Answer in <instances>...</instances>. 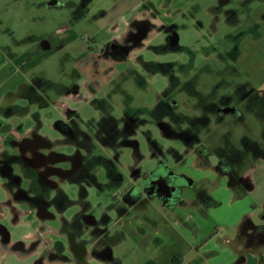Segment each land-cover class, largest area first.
<instances>
[{
    "label": "flooded vegetation",
    "instance_id": "af4514ba",
    "mask_svg": "<svg viewBox=\"0 0 264 264\" xmlns=\"http://www.w3.org/2000/svg\"><path fill=\"white\" fill-rule=\"evenodd\" d=\"M230 3L233 1L216 0L211 6L212 19L216 24L222 18L229 24L241 22L238 18L239 9L231 7ZM72 5V12L75 15L88 11V4L83 2ZM192 18L196 24L202 25L194 15ZM136 20L137 22L132 26L129 25L128 32L120 41L102 43L98 51L90 55L91 60L97 63V58L102 56H126L128 52L143 47L149 31L155 27L148 17ZM178 28V22L174 21L159 25L157 31L162 32L164 38L159 44L160 50L179 52L187 49L185 45L179 44V40L174 44ZM225 35L226 39L228 34ZM228 40L232 41L231 46L215 52L216 58L213 61L219 65L217 69L211 68L208 61L197 64L195 53L190 54L186 61L167 62L144 60L142 56H137L145 69L155 67L166 81V85L151 106L124 107L120 115L114 116L109 112L114 107L113 103L102 98L97 103L102 108L98 118L82 120L77 112L68 106L60 105L61 109H64L60 119L55 123L59 136L48 139L33 133L31 136L8 140L11 145L16 144L18 147L12 153L0 150V177L4 180L0 187L6 192L1 205L9 213L7 220L14 225L19 218H23L22 223L32 225L34 222L37 223L39 215L55 217L60 211L58 204L65 198L62 184L69 181L70 184H77L79 194L77 202L81 205V213L70 223L73 232L81 235L88 230L89 233L85 234L88 238L107 246L100 251L93 248L92 253L108 256L109 246L116 237V234H109L108 226L114 224L115 220L106 209L97 213L96 209L90 210L91 203L85 200L88 194L86 185L93 184L101 188L105 183L106 186L115 188L112 196L118 197V203L109 204L107 209L122 212L130 206L126 201L132 195L131 187L138 189L135 184L122 188L124 180L131 177L141 183V188L137 190L138 195L140 191H144L147 196H156L162 204L169 206L170 203H178L181 200L183 187L181 181L184 180L186 184L191 183L189 178L177 174L169 165V155L173 154L175 164H184L187 161L186 154L193 153L197 155L200 164L212 167L215 173L225 175L232 180L234 186L244 188L248 184V178L243 176L241 169L251 158L248 146L240 147V139L236 145L232 142V137L226 139L221 136L220 143L213 148L207 144L201 147L198 141L201 131L199 123L202 120L223 121L227 117L233 120L240 118L245 120L249 113L255 116L256 112L250 109L264 115V85L256 87L249 79L235 78L236 74L240 76V71L237 65H232L230 62L239 58V47L237 42L234 43L233 40L237 39L233 36ZM4 52H7V47L0 44V55ZM203 70L215 73V79L211 81L207 93L203 92L201 87L203 81L199 78L200 71ZM95 72L99 73L98 68H95ZM42 82L37 78V93H34L33 97L37 100V129L42 124L39 119V109L41 105L47 103L41 94ZM65 89L73 90V95L78 96L75 83ZM183 94L186 98H194V101L189 102L193 106V111L190 113L178 109V96ZM28 108L17 103L8 106V109L23 111ZM181 117L188 121L193 127L192 130L178 129L171 124L170 119ZM263 130L264 126L260 130V138L257 139L261 141L260 148L264 159ZM179 136L184 139V142L181 141L185 146L182 152L165 143V140L170 138L179 140L177 138ZM61 146H68L69 150L65 152L58 150ZM190 148L192 151H189ZM125 149H128L129 153L127 159L122 160L121 156ZM221 151L231 156L228 161L223 159L226 164L216 154L217 152L220 154ZM211 156L214 157L213 160L210 159ZM147 163L149 166L145 167ZM202 177L196 186L195 197L197 201L204 203L203 207L214 206L207 187L214 185L215 181L204 174ZM178 178L181 180L178 181ZM165 183L169 184L171 194H168ZM137 199L136 204L141 201L139 197ZM240 232L239 235L243 236L246 243H259L264 240V212L260 213L259 223L245 217L240 224ZM12 236V230L0 222V244L4 247L0 251V264H22V252L25 249L28 252L34 251L41 241L37 235L30 237L29 246L25 248L21 236L15 239ZM84 239L86 240L85 237ZM84 239L80 240L79 244L72 243L76 255L80 257L84 253L82 250Z\"/></svg>",
    "mask_w": 264,
    "mask_h": 264
},
{
    "label": "rangeland",
    "instance_id": "374dc122",
    "mask_svg": "<svg viewBox=\"0 0 264 264\" xmlns=\"http://www.w3.org/2000/svg\"><path fill=\"white\" fill-rule=\"evenodd\" d=\"M50 1L0 0L1 44H15L12 38L13 34L6 33L5 31L8 27L13 28L19 38L28 33L36 34L37 43L46 40V36L53 40L59 34L57 32L59 27H64L65 24H68L67 26L69 27L67 44L54 50L51 54H40L37 69L33 73L54 83L49 84L51 86H45V89L48 90L52 100H57V103H51L49 107L44 109L42 134H51V137H53L56 133L51 125L60 117L58 113V110H61V106L58 103L61 100L59 97L60 89L71 87L79 78L75 68L83 67V64L81 62L76 63V60L87 53L94 54L98 51L102 43L100 41L102 36L108 35L120 38L125 32L128 22L134 18L141 19L148 17L150 22L153 21L155 23L153 24L155 28L149 31L148 37L144 40L143 47L134 50L127 60H113L109 62L105 57H102L99 60V69L102 73L97 74H100V76L96 79V84L91 80L95 75L93 73L92 60L88 59L90 63L87 71L88 78L85 74L88 86L84 85L81 99L75 100L74 98L71 102L73 106L78 107V114L82 120L98 118L100 111L95 109L93 103H90L95 98H104L112 101L114 105L113 112L116 115L124 107L151 106L154 103L159 92L166 85L165 78L153 66L149 70L144 69L140 61H137V56H142L144 60L167 62L170 60L186 61L190 54L195 53V62L197 64L200 65L208 61L211 68L217 69L219 65L213 61L216 58L215 52L231 46L232 41L228 40L231 36L237 39L233 41L234 43L237 42L239 47V58L236 61L229 59L231 61L230 64L237 65L240 71V76L236 74L235 78L249 79L256 87L264 85V0H232L233 3H230V6L239 9L238 18L241 22L238 24L226 23L222 16V19L216 24L212 19L213 13L211 10V6L215 4L216 0H175V3H169L170 0H153L156 3H149L148 6L145 4L147 3L146 0H143L144 4H141L142 0H92L91 3H88V11H86L84 18L80 21L72 20L73 3L68 2L69 0H57V3L54 5H50L48 3ZM159 1L160 3H158ZM193 15L202 25L195 23L194 18H192ZM171 21L178 22L179 44L185 45L187 49L179 52L160 50L159 44L164 40L163 33L158 32L159 26L155 25ZM251 26L254 28H250ZM11 33L13 32L11 31ZM225 34H228L227 40L224 38V36L226 37ZM9 69L10 64L0 70V79L8 77L11 73ZM199 78L203 81L201 86L203 92L207 93L210 90L211 81L215 79V73L203 70L200 71ZM15 79L16 75L11 76L12 81ZM178 99V109L180 111L189 113L193 111V106L189 102L194 101V98H186V95L183 94L179 95ZM4 114L6 115V112L0 113V115ZM246 117L243 124L234 123L233 119L229 117L221 124H216L214 119L211 120V129L206 128L199 133V144L201 147L207 144L213 148L220 143L219 132L224 129H231L232 142L236 143V145L244 133L252 138H260V130L264 126V123L258 120L252 113L247 114ZM170 122L178 129H193L188 121H185L182 117L180 119H170ZM212 129L218 133L214 134ZM177 138L180 141L170 138L165 140V143L182 152L185 148L182 143L184 139L180 136ZM61 149L68 150L69 148L61 147ZM189 151H192V149ZM128 153L129 150L125 149L121 159L126 160ZM188 159L191 158L189 157ZM210 159L213 160L214 157L211 156ZM174 160L173 154L170 153V166L175 165ZM187 163L189 162L186 161ZM148 166L149 164L147 163L145 167ZM211 170L203 171L202 174L210 177L214 176V171L213 169ZM244 171L248 174L247 176H249L254 186L251 191L246 192L247 195L244 199L246 201L248 199L253 201L254 208L252 209L251 218L255 223H259L260 213L264 212V160L262 158L256 159L250 166L247 165ZM177 180L180 181L181 179L178 178ZM122 187L126 186L123 184ZM69 188L70 192L73 193V187ZM212 189L215 195L220 194L215 190V186ZM111 190L109 191L105 188L102 191L94 190V194L90 196V199L93 202H99L101 206L108 204L117 205L118 197H113ZM222 195L225 198L222 201V208L231 209L233 201L231 202L224 193ZM2 196L3 191L0 189V197ZM74 210L75 206L73 205L66 210V214H70ZM3 223L12 230L13 239L20 238L28 228L22 224L15 226L10 220H5ZM25 224L26 226L31 225ZM30 227L33 226L31 225ZM225 230L233 236L236 234L235 227L229 226ZM261 250L264 252V245L261 247ZM114 255L125 258L143 257L146 255V252L140 248L134 236H129L125 241L114 247ZM189 255L196 256L193 252L189 253Z\"/></svg>",
    "mask_w": 264,
    "mask_h": 264
},
{
    "label": "crops",
    "instance_id": "0c3cea01",
    "mask_svg": "<svg viewBox=\"0 0 264 264\" xmlns=\"http://www.w3.org/2000/svg\"><path fill=\"white\" fill-rule=\"evenodd\" d=\"M146 1V6H148L149 2H153V0ZM68 2L79 3L81 1L69 0ZM91 2L92 0L89 1V3ZM175 2V0L169 1V3ZM48 3L54 5L57 3V0H51ZM158 3H160V1ZM141 4H144L143 0ZM85 14L86 12L84 11L79 15L72 14V20L80 21L84 18ZM152 23L155 24L153 21ZM129 24L130 22H128L127 28L120 38L106 35L102 36L100 41L102 43L112 40L120 41L128 32ZM161 24H156L155 26ZM67 25L68 24H65L64 27H59L57 29L59 34L55 39L51 40L46 36L48 42L43 40V44L42 42L37 43L36 34L28 33L19 38L13 28L8 27L5 30L6 33L13 34L12 38L15 44H3L7 47V52L0 55V70L10 64L9 70L11 71L8 77L6 76L0 79V113L6 112V115H0V121L2 123L0 125V150H6L11 153L15 152L18 146L16 144L11 145L8 140L14 138L20 139L23 136H31L33 133H35L36 136L38 133L48 139L59 136V131H57L55 123L60 117L51 125L56 132L53 137H51V134L41 133L43 127L42 119L45 115L44 109L49 107L51 103L54 104V102L57 101L51 99L45 86H51L48 85V83H54L33 73H35L34 71L37 69V64L39 62L38 57L40 54H51L54 50L67 44L66 40L69 35V27ZM11 31L13 33H11ZM132 52L134 51L128 52L126 56L109 55L102 57H105L109 62L113 60H127ZM90 55L92 54L87 53L76 60V63L81 62V64H83L82 68H75L77 76H79L76 82H74L77 87L78 96L73 95V90L66 91L65 89H60L61 92H58L61 99L58 103L61 106L63 105V107L68 106L77 113H79L78 107L73 106L71 102L74 98L75 100L81 99L84 85L88 86V80L85 79V74L88 78L87 71L90 65L88 59L91 60ZM101 58H97V63L92 60L94 68L93 73L95 76L91 80L95 84L96 79L102 73L99 69V60ZM137 61L139 60L137 59ZM140 64L142 65V63ZM95 68H98L99 75L96 74ZM14 75H16V79L12 81L11 76ZM37 78L43 81L41 84V87H43L41 94L43 99H46L47 102L41 105V109H39V119L42 124L38 129L37 100L33 98L34 93H37ZM160 93L161 91L159 94ZM99 100V98H95V100L92 99L90 103H93L95 109L101 112L102 108L97 105ZM14 103L29 108L24 111L8 109V106ZM63 109L64 108L58 110L59 115L63 112ZM113 110L114 107L110 109L109 112L114 116L120 115L121 112L116 115ZM61 147H58V150L63 152L69 150H63ZM192 155V153H188L185 156L189 163H176L172 166L177 174L186 176V178L190 179L191 183L186 184L183 180L181 200L178 203H170L169 206L166 204L164 205V203L162 204L156 196H147L144 191H140V195H138L137 190L141 188L140 181H136L131 177L125 179L123 184L125 186L135 184L138 189L131 187L132 195L129 197V200L126 201L130 203V206L126 211L122 212L115 209H107L109 204L101 206L99 202L91 201L90 196L94 194V190L102 191V189L105 188L110 191L105 183H103L101 188L93 184L86 185L88 194L85 200L91 203L90 210L96 209V212H99L106 209L108 214L115 220L114 224L108 226L109 234H116L115 241L109 246L108 256L92 253L93 248L100 251L107 246L104 243H96L92 238H88L85 235L86 232L89 233L88 230L81 235L73 232L70 223L72 219L76 218L81 213V205L77 202L79 198L77 184H70L69 181L64 182L62 187L65 192V198L58 204L60 211L58 214H55V217L39 215L37 223L34 222L32 224L33 227H30L31 225L26 226V224L22 223L23 218H19L14 223L15 226L22 224L28 227L21 236L25 248L29 246L30 237L37 235V237L41 238L39 245L34 251L28 252L25 249L22 252V264H264V252L261 250V247L264 245V240H261L259 243H246L243 236L241 234L239 235V233H241L240 224L243 218L246 216L251 218L252 209L254 208L253 201L249 199L246 201L244 199L247 195L246 192L251 191L254 187L249 176H247L248 174H246L245 171L243 172L244 169L241 171L243 176H247L248 184L251 185L250 189H246L245 186L244 188H239L234 186V184L231 185L227 176L213 172L214 176H211V179L215 181V184L209 185L207 188L212 198L218 201V204L203 207L204 203L197 201L195 197L196 186L203 178V171H212V167L200 164L197 161V155ZM189 157L191 159H188ZM3 181V177H0V186L3 184ZM214 186L216 187L215 190L220 194L215 195L212 192V187ZM69 187H73V193L70 192ZM0 189L3 191V196L0 197V222L3 223V221L9 218V213L6 211V208L1 205L6 192L2 187H0ZM114 190L115 188H112L111 195ZM223 193L225 196H228L231 202L233 201L231 209L227 210L222 208V201L225 199L222 195ZM137 197L141 199L138 204H136L138 200ZM73 205L75 206V210L70 214H66V210ZM229 226L235 227V236L225 230V228ZM129 236H134L136 238L137 244L146 252L145 256L125 258L114 255V247L125 241ZM82 239L85 240L82 244L84 253L83 256L80 257L76 255L72 243L79 244ZM3 248L4 247L0 244V251H2ZM191 252L195 253L196 256H190L189 253ZM241 254L242 257L240 256ZM173 257H176V261L173 260Z\"/></svg>",
    "mask_w": 264,
    "mask_h": 264
},
{
    "label": "trees",
    "instance_id": "16d2710c",
    "mask_svg": "<svg viewBox=\"0 0 264 264\" xmlns=\"http://www.w3.org/2000/svg\"><path fill=\"white\" fill-rule=\"evenodd\" d=\"M89 1L90 0H81V2H83V3H85V4H88L89 3ZM86 9H87V7H86ZM137 22V20L135 19V20H131L130 21V26H132L134 23H136ZM250 111H255L256 113H255V116H256V118L258 119V120H260V121H262L263 123H264V115H260L256 110H254V109H250ZM216 121V124H221L222 122H224V120L222 121V120H215ZM233 122L234 123H244L245 122V120L244 119H242V118H240V119H236V120H233ZM210 124H211V120H202L201 121V123H199V125H200V127H201V130H203V129H206V128H209V129H211L210 128ZM213 131H214V134H216V133H218L217 131H215L214 129H212ZM201 132V131H200ZM263 132H264V130H263ZM220 133V138H221V136L222 137H224V138H226V139H229L230 137H232L231 136V131H230V129H225V131L224 132H219ZM221 143H222V141H221ZM225 144V143H224ZM248 146V148L250 149V151H251V158H250V161H248L246 164H244V166L242 167V169H241V171L248 165V166H250L257 158H259V157H262V154H263V151L261 150V148H260V146H261V141H259V139H257V138H252V137H250L249 135H247V134H244V135H242L241 136V138H240V142H239V146L240 147H242V146ZM219 146V145H218ZM217 146V147H218ZM212 147V146H211ZM217 147H216V149H217ZM216 152V151H215ZM223 151H221V153L219 154L218 152L216 153L217 155H218V157L221 159V160H223V159H225V160H229V159H231V156H230V154H228V153H222ZM224 161V160H223ZM225 162V164L227 163L226 161H224ZM233 165V164H232ZM231 165V166H232ZM230 166V167H231ZM242 173V172H241ZM229 182H230V184L232 185L233 184V182H232V180H229ZM218 204V201H216V200H214L213 199V201H212V205H217ZM247 217V216H246ZM245 218V217H244ZM243 218V219H244ZM241 257H242V254L240 255ZM173 260H175L176 261V257H173ZM178 264H181V263H178Z\"/></svg>",
    "mask_w": 264,
    "mask_h": 264
},
{
    "label": "water",
    "instance_id": "95a60500",
    "mask_svg": "<svg viewBox=\"0 0 264 264\" xmlns=\"http://www.w3.org/2000/svg\"><path fill=\"white\" fill-rule=\"evenodd\" d=\"M178 39H179V36H178V34L176 33L174 44H177V43H178ZM165 185H166V187L168 188V189H167L168 194H171V191H172V190H171L169 184H168V183H165ZM245 188H246V189H250V188H251V185L247 184V185L245 186Z\"/></svg>",
    "mask_w": 264,
    "mask_h": 264
}]
</instances>
